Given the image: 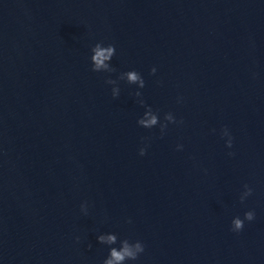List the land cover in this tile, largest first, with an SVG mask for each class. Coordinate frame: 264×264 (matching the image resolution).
Here are the masks:
<instances>
[{"label":"water","instance_id":"1","mask_svg":"<svg viewBox=\"0 0 264 264\" xmlns=\"http://www.w3.org/2000/svg\"><path fill=\"white\" fill-rule=\"evenodd\" d=\"M140 100L177 123L140 126ZM125 239V264H264V0H0V264H103Z\"/></svg>","mask_w":264,"mask_h":264},{"label":"clouds","instance_id":"2","mask_svg":"<svg viewBox=\"0 0 264 264\" xmlns=\"http://www.w3.org/2000/svg\"><path fill=\"white\" fill-rule=\"evenodd\" d=\"M92 53L93 55L91 56V61H92V71L94 72H114L116 71L115 68L112 67L111 65V60L112 58L116 55V48L115 45H108V46H103L102 43H97L93 48H92ZM157 69L153 67L151 69V74L155 75ZM120 80H126L128 84H136L139 86V88H144L145 87V80L142 77V75L136 71V70H131L127 71L124 73H121ZM106 83L112 84V85H117V80L113 79H108L106 80ZM112 95L114 98H118L120 96V88L114 87L112 89ZM137 97L141 96L142 93L140 91H137L135 93ZM139 103L142 106L146 107L145 114L143 118L138 120V124L140 126H143L145 128H153L160 124L159 121V116L157 113H155L150 106H147L145 104L144 100H140ZM165 123L160 124L161 128V134L163 135L165 130L168 127V123H177L174 115L172 113H167L165 115ZM179 123H183V120L179 121ZM223 136H227V147L231 148L233 146V138L231 137V134L228 130V128L225 126L223 129ZM147 139V138H145ZM178 150H182L183 145H178ZM147 153V148L142 147L139 151V154L141 156L146 155ZM229 155H234V153H229ZM245 191L241 194L240 201L243 203L247 197L251 196L253 194V189L245 184L244 185ZM82 211L87 215L88 209H87V203L81 205ZM255 211H247L244 215V219H241L240 217H235L232 220V231L234 232H240L244 229V222L245 220L251 222L255 219ZM131 221H129L130 223ZM79 240V238H77ZM97 240L101 244H106V245H114L118 241V237L116 234H101L97 237ZM121 247L116 248V247H111L110 248V254L107 259L103 261V264H125L126 261L128 260H137L139 258V255L144 252L145 246L142 242L136 241L135 243H131L129 240L125 239L120 242Z\"/></svg>","mask_w":264,"mask_h":264}]
</instances>
